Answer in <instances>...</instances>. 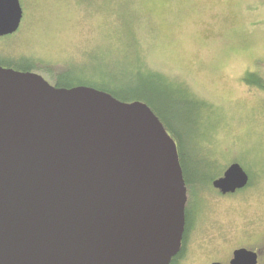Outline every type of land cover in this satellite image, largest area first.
<instances>
[{"label": "water", "instance_id": "obj_1", "mask_svg": "<svg viewBox=\"0 0 264 264\" xmlns=\"http://www.w3.org/2000/svg\"><path fill=\"white\" fill-rule=\"evenodd\" d=\"M22 15L0 0V37ZM248 179L233 162L211 185L234 193ZM186 192L177 144L146 103L0 66V264H170ZM230 264L256 254L237 249Z\"/></svg>", "mask_w": 264, "mask_h": 264}, {"label": "rangeland", "instance_id": "obj_2", "mask_svg": "<svg viewBox=\"0 0 264 264\" xmlns=\"http://www.w3.org/2000/svg\"><path fill=\"white\" fill-rule=\"evenodd\" d=\"M20 2V26L0 37V58L27 55L53 64L55 71L68 67L76 77L98 85L133 84L137 73L125 56L132 52L130 39L126 45L119 42L130 28L144 68L183 83L203 103L196 115L180 102L170 108L180 94L167 90L168 111L183 136L188 175L197 182L186 185L187 193L200 202L203 215L209 209L215 220V238L202 247L197 242L198 250L184 264L226 260L242 244L264 250V92L242 81L253 72L255 60L264 61V0ZM37 73L52 83L46 73ZM233 162L251 182L223 197L205 178L221 177Z\"/></svg>", "mask_w": 264, "mask_h": 264}, {"label": "trees", "instance_id": "obj_3", "mask_svg": "<svg viewBox=\"0 0 264 264\" xmlns=\"http://www.w3.org/2000/svg\"><path fill=\"white\" fill-rule=\"evenodd\" d=\"M126 29L128 33L123 35L126 39L122 36L119 42L122 45H126V42L130 41L127 46L132 48V52L130 53L131 55L125 56L128 63L130 64L129 66H132V70L137 73V79L133 84L111 87L105 83L100 82V84L98 85L90 80L76 77L73 70L68 67L55 71L53 64L45 63L40 59H36L32 56L27 55H9L8 57L0 58V66L23 72L46 73L52 79L51 84L57 88L89 86L107 92L121 101L130 102L139 100L146 103L154 112V114L159 118L164 128L170 131L171 137L177 142L179 162L182 168L185 185H187L188 187L193 185L196 186L197 182H195V180L190 178L188 175V162L186 153L183 150V136L176 129L174 124L175 120L172 117V114H170L168 111V103L166 104V102L171 97V95L169 94V92H167V90L173 89V91L180 94L178 95V99L172 98L173 100H175V102L170 104V108H174L176 104L180 102L184 104L185 107L189 108L190 113L195 112L196 115L200 112L203 103L196 101L194 97H191V95L189 94L190 92L186 88L187 86L183 85V83H174L162 73L150 70L149 68H144L143 64L140 63L136 44L132 40V38H130V28ZM129 56H131L132 58H129ZM242 81L246 87L256 88L264 92V61L255 60L253 62V72L246 73ZM194 122H196V120H194ZM199 138H201V136H199ZM200 160V162L206 163L203 157ZM195 169L198 170L197 167H195ZM215 177L216 176H212L209 179L205 178V180L210 183ZM250 182L251 181H249V184Z\"/></svg>", "mask_w": 264, "mask_h": 264}, {"label": "flooded vegetation", "instance_id": "obj_4", "mask_svg": "<svg viewBox=\"0 0 264 264\" xmlns=\"http://www.w3.org/2000/svg\"><path fill=\"white\" fill-rule=\"evenodd\" d=\"M19 3L21 6L20 0H19ZM2 37H6V36H2ZM248 184H249V179H248ZM248 184L246 185V187L248 186ZM215 190L218 192V194H220L223 197H231L240 191V190H237L234 193L222 194L219 192V190L217 189ZM186 196L187 197H186V203H185V225H184V231H183L182 239H181V247H180L178 254L172 258L171 260L172 264H184L187 261V258L190 255H192L193 252H195V249L198 250V247L195 246L197 242H198L199 247H202L204 244L210 243L213 237L215 238L214 230H213L214 228L213 225H214L215 220H214L212 211L207 209L205 210L206 214L203 215L201 204L200 202L196 200V198L193 197V194L189 195V193L186 192ZM200 224H202L201 229H200L201 226L199 227ZM242 233L245 234V236H247L248 231L244 230L242 231ZM262 247L263 246H257V245L252 246L248 244H242L240 246L232 248L226 260H211L209 261V264H212L214 262H218L221 264H230V261L233 258V253L237 249H245L247 251L255 253L256 254V264H263L264 263V250Z\"/></svg>", "mask_w": 264, "mask_h": 264}]
</instances>
